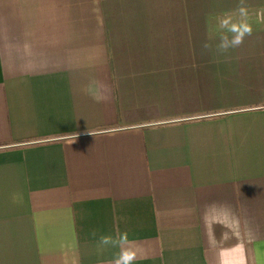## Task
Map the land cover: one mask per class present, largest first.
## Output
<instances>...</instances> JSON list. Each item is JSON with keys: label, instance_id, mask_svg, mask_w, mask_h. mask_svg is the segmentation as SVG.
<instances>
[{"label": "crops", "instance_id": "obj_1", "mask_svg": "<svg viewBox=\"0 0 264 264\" xmlns=\"http://www.w3.org/2000/svg\"><path fill=\"white\" fill-rule=\"evenodd\" d=\"M125 232L135 264H264V0H0V264Z\"/></svg>", "mask_w": 264, "mask_h": 264}, {"label": "clouds", "instance_id": "obj_2", "mask_svg": "<svg viewBox=\"0 0 264 264\" xmlns=\"http://www.w3.org/2000/svg\"><path fill=\"white\" fill-rule=\"evenodd\" d=\"M233 35L231 37L222 38L221 42L218 44L217 48L221 52H226L229 48L238 47L243 42V37L245 35H251L252 29L250 26H244L241 29H232ZM210 45L205 43L203 45L204 49H208ZM92 136L91 133H88ZM100 243L102 245H111L113 247H119V252L109 261L108 264H135L137 259V250L129 247L130 244L128 239V234L122 233L118 237L113 238L112 236H101Z\"/></svg>", "mask_w": 264, "mask_h": 264}, {"label": "rangeland", "instance_id": "obj_3", "mask_svg": "<svg viewBox=\"0 0 264 264\" xmlns=\"http://www.w3.org/2000/svg\"><path fill=\"white\" fill-rule=\"evenodd\" d=\"M139 35H140V37H139ZM139 35L138 36H137V34H133V36L128 35L129 36L128 38H130V37L133 38L135 36V40L134 41H129V39H128V40H126L124 42V44H123L124 47L122 49L126 50L124 52V54H123L126 58H135L136 59L138 57L147 56V51L145 50L146 48L145 47L141 48V47L143 46L144 42H145V45H146L147 40L149 38H151L153 34H151V33L150 34L140 33ZM148 35H150V36H148ZM154 35L158 38V41L159 40H168V38L170 36H172L171 34H167V33L166 34H154ZM139 40H140V44L137 45V41H139ZM133 49H137L136 53L134 55H132V52H130ZM176 52H177V55H179L181 53L178 50H176ZM159 53L160 52H158V55H159ZM170 53H171V50H170ZM155 54H157V53L155 52ZM168 54H169V50H167V54L166 55H168Z\"/></svg>", "mask_w": 264, "mask_h": 264}]
</instances>
